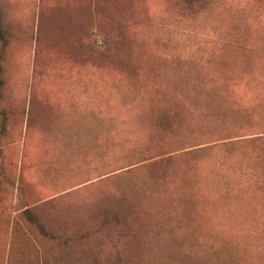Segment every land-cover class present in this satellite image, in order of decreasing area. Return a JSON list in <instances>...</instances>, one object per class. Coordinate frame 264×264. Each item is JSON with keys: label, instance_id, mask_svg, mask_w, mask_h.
I'll return each mask as SVG.
<instances>
[{"label": "rangeland", "instance_id": "374dc122", "mask_svg": "<svg viewBox=\"0 0 264 264\" xmlns=\"http://www.w3.org/2000/svg\"><path fill=\"white\" fill-rule=\"evenodd\" d=\"M0 10V264H264V0Z\"/></svg>", "mask_w": 264, "mask_h": 264}, {"label": "trees", "instance_id": "16d2710c", "mask_svg": "<svg viewBox=\"0 0 264 264\" xmlns=\"http://www.w3.org/2000/svg\"><path fill=\"white\" fill-rule=\"evenodd\" d=\"M185 4L188 5L189 8L190 7L192 8L191 6L192 3L190 1L185 2ZM0 42L2 43L3 46H5L8 42L7 34L3 26V16H2L1 10H0ZM1 60H2V55H0V101L2 98V89L4 86V80L2 77L3 71H2ZM167 118L170 120V117H167ZM168 119H167V127H169V124H170ZM6 120H7L6 112L4 110H0V140L7 131Z\"/></svg>", "mask_w": 264, "mask_h": 264}]
</instances>
